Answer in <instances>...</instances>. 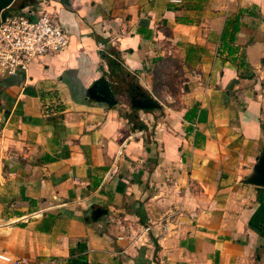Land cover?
Listing matches in <instances>:
<instances>
[{"label": "crops", "instance_id": "obj_1", "mask_svg": "<svg viewBox=\"0 0 264 264\" xmlns=\"http://www.w3.org/2000/svg\"><path fill=\"white\" fill-rule=\"evenodd\" d=\"M8 9L70 39L0 79V264H264V0ZM101 77L116 104L92 96ZM115 77L166 103L129 108Z\"/></svg>", "mask_w": 264, "mask_h": 264}, {"label": "built area", "instance_id": "obj_2", "mask_svg": "<svg viewBox=\"0 0 264 264\" xmlns=\"http://www.w3.org/2000/svg\"><path fill=\"white\" fill-rule=\"evenodd\" d=\"M8 8L0 10V79L25 75L34 61L60 53L70 39L68 30L55 14L41 11L33 16L30 11L17 13ZM110 44L115 45L113 41ZM98 48L108 57L114 56L109 45L99 43ZM0 260L12 261L2 253Z\"/></svg>", "mask_w": 264, "mask_h": 264}, {"label": "water", "instance_id": "obj_3", "mask_svg": "<svg viewBox=\"0 0 264 264\" xmlns=\"http://www.w3.org/2000/svg\"><path fill=\"white\" fill-rule=\"evenodd\" d=\"M13 2L14 0H0V10L8 8ZM90 92L98 101L104 102L107 105L116 104L115 94L108 80L104 77H101L94 82ZM130 104L132 107L139 109H156L161 107L158 100L143 92L140 93V97H132ZM248 182L258 186H264V155L262 156L255 173L248 179ZM99 213L100 212L98 211L96 214Z\"/></svg>", "mask_w": 264, "mask_h": 264}, {"label": "rangeland", "instance_id": "obj_4", "mask_svg": "<svg viewBox=\"0 0 264 264\" xmlns=\"http://www.w3.org/2000/svg\"><path fill=\"white\" fill-rule=\"evenodd\" d=\"M20 3V0H14V6H18V4ZM12 5V4H11ZM11 5L9 7H11ZM15 8V7H14ZM110 47H113L111 44H109ZM167 74V78H170L171 75ZM113 82H115L113 84V87H115V91H118V97L117 100H123L127 103L129 108H132L131 104H130V100L127 97V90L129 89L128 87L130 86H134L136 83L133 81L132 84L128 83V82H124L122 80H120V78L115 77ZM167 91H172L173 93H176V90L172 89V87L174 86H166ZM159 99V100H158ZM157 100L159 101V103L163 104L166 103V101L164 100V98H162V96L157 97Z\"/></svg>", "mask_w": 264, "mask_h": 264}, {"label": "trees", "instance_id": "obj_5", "mask_svg": "<svg viewBox=\"0 0 264 264\" xmlns=\"http://www.w3.org/2000/svg\"><path fill=\"white\" fill-rule=\"evenodd\" d=\"M110 50H112V49H110ZM82 258H83L82 256H74V255H71L68 258L67 261H68V264H89L88 262L83 261Z\"/></svg>", "mask_w": 264, "mask_h": 264}, {"label": "flooded vegetation", "instance_id": "obj_6", "mask_svg": "<svg viewBox=\"0 0 264 264\" xmlns=\"http://www.w3.org/2000/svg\"><path fill=\"white\" fill-rule=\"evenodd\" d=\"M141 91H139L136 87H129L127 90V97L129 100H131L132 97H140Z\"/></svg>", "mask_w": 264, "mask_h": 264}]
</instances>
